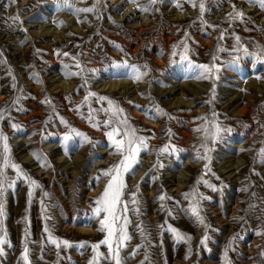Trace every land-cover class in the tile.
Masks as SVG:
<instances>
[{
  "label": "rangeland",
  "instance_id": "obj_1",
  "mask_svg": "<svg viewBox=\"0 0 264 264\" xmlns=\"http://www.w3.org/2000/svg\"><path fill=\"white\" fill-rule=\"evenodd\" d=\"M69 2L73 7L58 9L55 0H0V112H4L0 129L10 138L15 162L43 186L31 200L23 181L7 192L3 227L10 244L4 246L0 264H23L26 230L32 264H88L91 245L104 239L98 220L90 219V206L107 183L101 170L120 157L113 154L104 131L89 125L88 106L77 111L89 91L116 101L140 134L155 137L149 141L153 154L142 153V164L126 177L125 199L130 200L131 192L139 188L140 215L129 205L131 239L122 251L125 264H224L233 237L228 253L231 264H264V235H257L264 232V161L257 155L264 148V62L245 58L238 68L224 63L230 59L236 36L250 51L264 47V8L259 0H208L206 25L199 22L198 8L186 0H163L148 13L129 0H104L99 19L94 13H74L75 8L91 7L95 0ZM177 3L182 7L177 8ZM234 9L244 13L242 21L230 22ZM186 33L192 65L212 64V57H219L215 63L221 66L220 78L215 82L198 78L200 70L181 63L178 55L173 58V45ZM218 46L227 51L219 52ZM71 57L78 58L86 70L98 69L87 71V83L80 76L66 78L65 64L77 71ZM124 62L147 64L151 72L136 82ZM213 87L216 98L209 103ZM17 97L19 103L14 104ZM91 104L93 109L101 108L95 98ZM157 107L172 119L160 115ZM213 112L233 131L212 145L211 172L204 175L205 161L196 159L193 148L201 143L202 134L194 129L205 123L200 117L211 121ZM60 117L95 143L81 145L75 139L66 151L62 138L68 129ZM99 117L106 118L102 112ZM12 123L20 130L13 129ZM169 141L185 151L179 160L175 155L162 157L164 168L153 170L154 153ZM34 152L46 160L38 162ZM9 174L14 175L11 170ZM202 175L218 189L203 183L197 189L210 197L202 202L208 229L184 211L189 201L183 194ZM165 193L169 199L162 202L159 196ZM168 209L173 215H168ZM46 222L56 237L70 241L72 247L57 250L48 243ZM138 224L143 225V237ZM169 225L192 237L190 253L189 245L177 242ZM205 234L207 247L200 243ZM100 251L107 253L106 246L101 245Z\"/></svg>",
  "mask_w": 264,
  "mask_h": 264
},
{
  "label": "snow or ice",
  "instance_id": "obj_2",
  "mask_svg": "<svg viewBox=\"0 0 264 264\" xmlns=\"http://www.w3.org/2000/svg\"><path fill=\"white\" fill-rule=\"evenodd\" d=\"M58 9H62L64 7H73L70 4L69 0H55ZM104 0H95L91 7L87 8H75L74 13L79 15L80 13H94L97 14V18L99 19L98 9L103 4ZM130 3L135 5L139 11L148 13L155 10V6L163 2V0H147V3H142L141 0H129ZM188 4L191 5L192 8L199 10V22L202 25H206L207 22L204 20V15L207 11V3L208 0H186ZM251 3L252 0H249ZM259 4L261 8H264V0H259ZM177 8H181L182 5L179 3L176 4ZM230 22H234L236 19L243 20L244 13L242 11H236L234 9L233 13L229 14ZM82 22V21H81ZM195 24V21H193ZM211 27H215L214 25H209ZM223 33H221L220 39H223ZM188 34H185L184 40L178 42V44L173 45L172 56L175 58L177 55L179 56V61L181 63L187 62L189 67H195L200 70V77L215 82L218 80L219 73L221 71V66L215 61L219 59L218 56H213L212 60L214 61L212 64H201V65H192V62L189 58V46L187 43ZM236 44L234 45L232 51H230L229 57L230 59L225 61L224 63L230 68H238L241 64V61L245 58H251L254 62H264V47H257L254 51H250L248 47L242 45L240 43V37H235ZM120 51H123L120 45H116ZM182 47L181 51H178ZM219 52H225L227 49L223 47H219L217 49ZM39 52V50H37ZM57 55H60L57 52ZM63 55L65 57H69L70 54L64 52ZM73 61H75L74 67L77 71H72V64H65V75L66 78H71L73 76H80L84 79V82L87 83V71L96 72L98 69L86 70L84 66L81 64L80 60L76 57H71ZM125 66H128L132 69L131 78L140 82L144 78H146L150 72L151 68L149 65L144 64L140 65H127V62H124ZM115 66L119 67L120 64L116 63ZM15 87V85H13ZM22 91V90H21ZM143 95V94H142ZM95 98L99 102H101V108L99 110L93 109L91 100ZM216 98V90L215 87L212 89L211 99L209 103H212ZM151 99V97H149ZM107 102V107H103V102ZM45 103H51L49 100H45ZM14 104L19 103V97L13 102ZM84 105L88 106V116L87 120L89 125L97 130H103L104 135L107 137L109 143L112 148L115 150L114 155L120 157V160L117 163L112 164L107 169H102L100 175L107 177V183L102 190V193L99 197H97L93 202L91 207V217L90 219L98 220L99 228L98 230L104 233V239L99 243L91 245L93 256L88 262V264H102V262H107V264H125V257L122 255V251L127 247V242L130 241L131 235L129 233V225L131 224V218L128 213L130 211L129 205H132L131 211L139 216L140 215V201L137 199V194L139 192V188L131 192V199L126 200L125 196L128 195L126 189L128 187L126 182V177L128 175H134L135 170L138 165L142 164L141 154L148 153L153 154L150 150V139H154L155 137H148L140 134V130L136 129L129 122V119L124 111V109L113 99H110L106 96H97L96 93L89 91L88 94L84 97L81 105L77 106V111L79 108ZM53 112L55 113V106L52 105ZM139 107V105H137ZM162 116H168L169 119H172L168 113L164 112L162 109L157 107L155 109ZM6 111V110H5ZM103 113L106 117L101 120L99 117V113ZM58 114V113H57ZM213 119L211 121L208 120L207 116L200 117V120L205 121L203 125L194 129L196 133H201V143L199 146L193 145V148L196 151V159L205 161V170L204 175L208 172H211V163H212V155L211 153L214 151L212 145L217 142H222L225 134L231 133L233 129L227 128L221 124L218 119V113L213 112ZM4 119V112H0V120ZM51 121V117H49V121H45V124ZM60 123L63 124L67 129L68 133L63 136V144L64 148L67 151L68 143L72 140L78 139L81 145L83 143L94 144L95 142L84 132L72 127L67 120L63 117H60ZM11 127L17 131L20 130L21 126L12 123ZM169 135H171V130H169ZM9 137L0 129V256H3L4 246L6 244H10L7 236V231L3 227V220L5 218V200L7 192L10 189H14L18 181H23L28 185V197L31 200L33 193L37 189H42V185L35 180L24 168L17 162H15L13 158L12 147L9 143ZM202 150V151H201ZM185 150L177 147L171 141L165 143L162 147H160L154 153L156 156V162L152 166L153 170H161L164 168V163L162 157H171L173 155L179 160V154L184 152ZM32 155L40 162L43 159L46 160V157H42L41 154L32 153ZM257 155L264 161V148H261ZM14 173V175H10L9 172ZM100 175L96 177L97 182H99ZM218 179V177H217ZM203 183L206 187L212 189L213 191H217L215 185L209 183L208 180L204 179L202 175L197 179L196 184L192 187L189 192L183 194L184 199L189 201V206L187 209H184L185 214L189 215L191 218H194L195 221L205 229H208L210 225L206 223V218L203 214L204 209L202 207V202L205 200H209L210 197L205 196L203 193L198 192V186ZM44 196H48V192L43 193ZM169 199L165 194H161L159 196L160 201H165ZM42 209L44 207L43 201ZM163 208L164 205L162 204ZM168 215H173L170 209L167 210ZM87 216V214H85ZM50 219V217L46 216V220ZM163 227V226H161ZM138 229L141 232L143 237L144 228L142 224H138ZM54 229L49 227L47 222L44 225V232L47 234L48 243L55 246L57 250H59L62 246L65 248L72 247L70 241L56 237L53 234ZM169 231H171L177 242H185L189 245V253L191 252V240L192 237L190 235H185L181 233L176 228L171 227L169 225ZM29 233L27 230L25 231V240L24 246L21 253V260L23 264H32L30 260V249H29V241L27 239ZM257 235H264V232H257ZM236 237H233V241L229 243L228 247L225 249L223 262L224 264H231V260L229 258V250H232V244L234 243ZM209 237L207 234L203 236L200 243L202 246L207 247V242ZM101 245L106 246L107 253L101 252ZM79 247L83 248L84 244H80ZM59 255V252L57 253ZM135 255V253H133Z\"/></svg>",
  "mask_w": 264,
  "mask_h": 264
}]
</instances>
